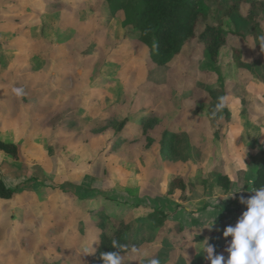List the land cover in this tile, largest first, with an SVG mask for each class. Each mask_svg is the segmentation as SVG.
I'll use <instances>...</instances> for the list:
<instances>
[{
  "label": "rangeland",
  "instance_id": "374dc122",
  "mask_svg": "<svg viewBox=\"0 0 264 264\" xmlns=\"http://www.w3.org/2000/svg\"><path fill=\"white\" fill-rule=\"evenodd\" d=\"M241 27L239 63L227 46L213 65L189 42L162 67L106 0H0V140L18 149L0 151L14 190L0 198V264H90L114 220L139 230L160 264H211L196 247L206 239L223 254V230L246 210L237 194L253 195L248 179L264 161V16L263 34ZM209 88L224 91L222 107ZM175 176L185 199L168 191ZM208 207L219 211L212 227L189 228Z\"/></svg>",
  "mask_w": 264,
  "mask_h": 264
},
{
  "label": "trees",
  "instance_id": "16d2710c",
  "mask_svg": "<svg viewBox=\"0 0 264 264\" xmlns=\"http://www.w3.org/2000/svg\"><path fill=\"white\" fill-rule=\"evenodd\" d=\"M111 5V12L121 11L125 23L137 28L140 38L150 49V55L157 64L168 67L174 62L182 47L189 42L201 46L208 60L218 64L219 55L224 47L231 49L235 62L241 57L240 41L245 33L242 25L253 26L254 33L263 34L260 21L264 16V0H106ZM224 17L242 19L240 26H229ZM202 22L204 28L197 34L196 28ZM258 30V32H257ZM261 38V37H260ZM260 38L257 40L259 41ZM155 45V47H154ZM210 103L214 109L223 101L224 91L209 88ZM229 116V112H226ZM170 140L172 135L167 137ZM170 146V143H165ZM0 151L17 158L18 149L12 142L0 140ZM216 182L223 193L230 189L228 174L218 169ZM254 189L264 186V161L260 162L252 180ZM179 189V198L187 195L186 183L183 177L175 176L169 183L168 191L172 193ZM14 190L7 187L0 178V198L11 199ZM160 222L159 224H162ZM112 238L97 245L90 264H103L101 253L115 251L113 241L121 245H140L145 241L141 232L137 230L130 234V225L114 220ZM174 221V225H178Z\"/></svg>",
  "mask_w": 264,
  "mask_h": 264
},
{
  "label": "clouds",
  "instance_id": "9594fccd",
  "mask_svg": "<svg viewBox=\"0 0 264 264\" xmlns=\"http://www.w3.org/2000/svg\"><path fill=\"white\" fill-rule=\"evenodd\" d=\"M261 39L264 41V37ZM11 92L17 98H21L25 94V89L13 85ZM222 106V103L218 104L217 108ZM251 192L253 195L241 196L239 200L246 206V210L234 225H229L223 230L224 238L231 237L230 240H226L227 258L223 254H215V247L209 244L207 239L204 240L202 251L206 253V258L211 264H264V186ZM234 193L236 192L227 198L223 196L217 198L215 203L218 205L219 200H226ZM214 220L211 222V227ZM112 246L115 251L101 253L103 264H129L130 261H135L136 264H160L158 258L150 256L148 251L139 246L121 245L117 241H113ZM92 251L91 247H85L82 254L88 255ZM184 258L187 261L185 255Z\"/></svg>",
  "mask_w": 264,
  "mask_h": 264
},
{
  "label": "crops",
  "instance_id": "0c3cea01",
  "mask_svg": "<svg viewBox=\"0 0 264 264\" xmlns=\"http://www.w3.org/2000/svg\"><path fill=\"white\" fill-rule=\"evenodd\" d=\"M229 176V178H230V175H228ZM255 178V173L253 174L252 173V175L250 176V179H248V183H247V187L246 188H248V191L247 192H249V193H251V194H253L251 191L252 190H254V188H253V186H252V180ZM231 181V180H230ZM10 188V187H9ZM229 191H230V189H229ZM227 192V195L230 193V192ZM223 193V192H222ZM224 194H226V193H224ZM241 194V193H240ZM239 193L237 194V197H241V195H240ZM234 200V199H233ZM233 202V201H232ZM213 207H208V208H205V212L207 211H209L210 212V215H208L206 218H205V216H203V218H205V219H203V220H201L200 222H199V224L198 225H192V226H189V228L191 227V228H195V229H200V226H203V225H206V224H208V223H210V222H212L213 220H211L210 218H212L213 216H218V210H217V212H216V209H215V214L213 213V212H211L210 210L212 209ZM219 208V210L221 211V214L219 215V217H223V216H225L226 214H228V212L231 210H228V211H225V209H223V208H221V207H218ZM228 208V207H227ZM229 208H234V207H229ZM222 209L224 210V211H222ZM202 212H204V211H202ZM234 213H236V212H234ZM237 213H238V215L240 216L241 214H242V210H241V213H239V211H237ZM223 214V215H222ZM210 219V220H209ZM215 220H217V219H215ZM214 220V221H215ZM179 222V221H178ZM204 222V223H203ZM181 224V223H180ZM187 229V228H186ZM185 229V227H184V230H186ZM196 244H198V242H195V245ZM196 247L198 248V250L200 249L201 251H202V248H203V245H199V247L196 245ZM215 254H219V252H217V253H215ZM226 257L228 256V253L225 251V249H224V253H223Z\"/></svg>",
  "mask_w": 264,
  "mask_h": 264
}]
</instances>
